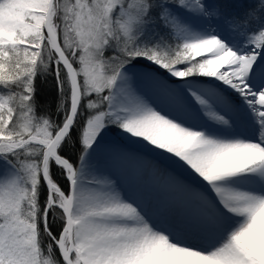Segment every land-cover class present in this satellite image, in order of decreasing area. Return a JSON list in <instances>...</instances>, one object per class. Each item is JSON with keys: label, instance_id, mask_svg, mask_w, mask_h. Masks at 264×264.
Returning <instances> with one entry per match:
<instances>
[{"label": "snow or ice", "instance_id": "snow-or-ice-1", "mask_svg": "<svg viewBox=\"0 0 264 264\" xmlns=\"http://www.w3.org/2000/svg\"><path fill=\"white\" fill-rule=\"evenodd\" d=\"M0 264H264V0H0Z\"/></svg>", "mask_w": 264, "mask_h": 264}, {"label": "trees", "instance_id": "trees-1", "mask_svg": "<svg viewBox=\"0 0 264 264\" xmlns=\"http://www.w3.org/2000/svg\"><path fill=\"white\" fill-rule=\"evenodd\" d=\"M39 88H40V92H39V102L41 105V111H44V105L45 104H51L53 105V109H54V105H55V92L52 89V82H51V78H49L47 80V82H43L40 81L39 82Z\"/></svg>", "mask_w": 264, "mask_h": 264}, {"label": "bare ground", "instance_id": "bare-ground-1", "mask_svg": "<svg viewBox=\"0 0 264 264\" xmlns=\"http://www.w3.org/2000/svg\"><path fill=\"white\" fill-rule=\"evenodd\" d=\"M151 194L160 199H166L172 197L174 194L171 193L170 191H167L163 188H155L151 190Z\"/></svg>", "mask_w": 264, "mask_h": 264}, {"label": "rangeland", "instance_id": "rangeland-1", "mask_svg": "<svg viewBox=\"0 0 264 264\" xmlns=\"http://www.w3.org/2000/svg\"><path fill=\"white\" fill-rule=\"evenodd\" d=\"M210 2H211V0H210Z\"/></svg>", "mask_w": 264, "mask_h": 264}]
</instances>
